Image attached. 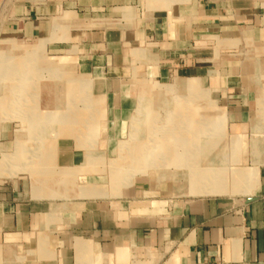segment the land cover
<instances>
[{
	"label": "crops",
	"instance_id": "0c3cea01",
	"mask_svg": "<svg viewBox=\"0 0 264 264\" xmlns=\"http://www.w3.org/2000/svg\"><path fill=\"white\" fill-rule=\"evenodd\" d=\"M0 1V50L19 44L22 66L37 72L23 84L46 73L69 82L56 86L59 111L40 107V90L25 86L0 99V264H264V0ZM26 51L38 58L25 61ZM171 78L187 80L163 92L153 85ZM147 85L158 97L176 88L196 95L197 113L213 102L230 141L217 142L225 148L217 162L258 165L248 196L110 174L128 151L119 139L147 112ZM149 112V131L162 128ZM16 114L34 123L37 141L56 115L60 128L44 142L20 141Z\"/></svg>",
	"mask_w": 264,
	"mask_h": 264
},
{
	"label": "rangeland",
	"instance_id": "374dc122",
	"mask_svg": "<svg viewBox=\"0 0 264 264\" xmlns=\"http://www.w3.org/2000/svg\"><path fill=\"white\" fill-rule=\"evenodd\" d=\"M3 1V0H2ZM3 3V2H2ZM1 1H0V6L2 5ZM4 4V3H3ZM7 43V42H6ZM1 48L0 50V99L1 97L4 96L5 90L7 89V87L11 86L14 87L15 90H17L19 93H21V89H23V86L26 87V91H28L30 94H35L38 92V90H40L42 96L41 98L39 97V99H34L35 102H38V105H40V107H43V104L46 103V111L51 110H55L60 104H58V102L60 103V98H55L56 94H55V90H57L56 86L60 85L62 87V89L66 86H69V82H66L64 79V77H62V82L58 84L57 78L54 79L53 74H49L46 73L45 75V79L46 81L44 82H37V81H31L30 83L27 84H23V77H25L27 74L31 75V76H37V72L35 71L34 67H29L26 70V67L22 66V56H21V50L19 51V47L22 48L21 46H18L15 44H13L12 42H8L9 44H6ZM1 44V43H0ZM5 47V48H4ZM17 47V48H16ZM25 61H31L34 58H38V52L36 53L35 51H26L25 52ZM18 63H17V62ZM2 62V63H1ZM6 62H10V65H15L14 67L11 66L9 68V66H7ZM28 63V62H27ZM11 69V70H10ZM20 70L22 71L24 74L21 76L20 73L18 76H16V74H13L12 71H14V73H16V70ZM9 70V71H8ZM27 72H24V71ZM6 71H8L6 73ZM19 71V72H20ZM26 73V74H25ZM40 74V72H39ZM40 76V75H39ZM16 77L18 79H16ZM187 79H180V78H171L169 81L167 82H161V83H155L153 85L160 87V89H169V88H174L176 86V82H181V81H186ZM56 82V83H55ZM153 85H147L143 88V94H145V98H144V106L147 107V112L148 111H152V118L154 116V118H156L155 120V124L158 127H162L158 130H156L154 127H151V131H149V127H148V122H147V118H148V113L146 112L144 114V116L141 117V123L138 124H133L132 121L129 124V128L125 134V137L123 139H119L120 142H125V143H129V145L126 147L127 149L123 150L122 153H120V151L118 152V158L121 159V154L122 157L126 158L123 162L119 160H116L115 162H110L109 163V172L110 174L116 178H120L122 180V178H127L130 179L129 182H132L135 178H139L141 176H146V177H154L156 178L160 184L161 183H165V181H169L171 182L175 188L178 189H187V187H189L190 185H193L196 181H195V166L196 164L193 163L190 159L191 156L189 155V159L183 157L181 159H177V154L174 155L176 153V151H179L181 153L186 152L185 150H187V148L189 147H185L183 146L185 142H176V144L181 145L182 148L176 146H170L169 144L166 145L167 147H163L161 146L163 143L166 142H170V134H171V128H173V126H177L180 124V122L177 119V112H178V108L179 107V103L182 101L184 102V100L181 97H185L188 95L186 92H181L179 89L176 88V90H168V92L163 93L162 97H158L155 94V91H153ZM59 86V87H60ZM17 88V89H16ZM201 90H205L207 88H202L200 87ZM13 89V88H11ZM45 90V94L42 93V90ZM161 91H165L162 90ZM3 91V93H2ZM18 93V94H19ZM21 95V94H20ZM19 95V96H20ZM45 95L46 99L43 98ZM59 95V94H58ZM208 95V92H207ZM18 99L16 100V102H20V97H17ZM180 102H178L179 100ZM5 100V99H4ZM15 100V98H14ZM40 102H39V101ZM58 100V102H57ZM62 106H65V103H69L67 99H62ZM208 103H212L213 102H209ZM213 107H216L214 104L212 105ZM41 110L43 111L44 109L41 108ZM57 110V109H56ZM60 108L57 110L59 111ZM145 111V110H144ZM62 111H60L61 113ZM149 112V113H150ZM58 113L57 115H61V117H66L68 116L67 113H62L60 114ZM38 115V114H37ZM56 115V116H57ZM65 115V116H64ZM135 115V114H134ZM133 115V117H134ZM52 118L50 121H48L47 123L44 124V131L40 130L39 133H42V135L44 137H46V139L48 137H53L56 133H58V129L60 128L59 121H56L55 118ZM12 117V116H11ZM16 117V118H14ZM42 117H46L44 114H39V124H40V120L42 119ZM206 117V125L204 124L203 126L201 125V129L206 130V129H211V131L214 132V136L212 138H210L207 142V145L204 146L203 144V151L205 150V154H203L202 157V162L201 165L204 167H211V165H213L216 169L217 167H225L227 168V170H230V163L229 162H217V152L220 153L223 152V150L225 148H221L218 147L217 148V142H230L229 141V131L224 129V124H223V129L221 124H218L217 121H212L210 114L206 113V115L204 116ZM21 118L19 117V115H14L12 118V126L14 127L13 129L15 131L22 129V127L24 126V129H26L25 131H23V135H20L22 133L18 132L17 134H19V136L17 135V138H20V141H25V142H44V137L42 138V140L37 141V131L30 129V127H32L34 125L33 122H30V124L28 123H22ZM45 119V118H44ZM43 119V120H44ZM49 118H47L48 120ZM196 120L197 117H195ZM185 121V119H183ZM9 121V120H8ZM63 121V119H62ZM186 122V121H185ZM205 123V121H204ZM214 126H213V125ZM218 124V125H217ZM29 126V129H28ZM194 126L197 128L199 127L198 124H194ZM212 126V127H211ZM217 126H218V130H221L220 132L217 130ZM21 127V128H20ZM132 127H135L136 130L135 132H132ZM180 127V126H179ZM220 127V128H219ZM153 130V131H152ZM185 139L187 141L192 140V133H190V135L188 134V131L185 130ZM150 132V135H149ZM106 133V132H105ZM131 134L133 135L132 138L130 137ZM49 135V136H48ZM22 137V138H21ZM155 137V138H152ZM207 138V137H206ZM153 139V140H152ZM240 140V139H239ZM153 141V142H152ZM238 141V140H237ZM240 142V141H238ZM193 142H186L187 145H191ZM215 143V144H214ZM159 144V145H158ZM240 144V143H239ZM161 146V148L159 150L161 151H155L157 150V146ZM214 145V146H213ZM191 149V148H190ZM130 150V152H129ZM242 150H240V148L238 149V154L240 155V152ZM127 152V157L124 156L125 153ZM151 152V153H150ZM162 152V153H161ZM244 152V151H243ZM150 153V154H149ZM143 158V162L141 163L140 161H138V159ZM168 158V159H167ZM193 158V157H192ZM209 159H216L215 162H210ZM152 160V161H151ZM173 160V161H172ZM178 160V161H177ZM206 160V161H205ZM151 161V162H150ZM145 162H147L145 164ZM209 163V164H208ZM229 163V164H228ZM217 164V165H216ZM121 165L120 168H115L116 166ZM235 165V164H234ZM254 165V164H253ZM31 166H35V164H29V168ZM178 166V167H177ZM189 168V171L186 170V168ZM200 167V165H199ZM232 167V166H231ZM135 168V170H134ZM232 170H236V169H240L241 168H253V166L251 167V165L247 162H239L236 164V167H232ZM231 172V171H230ZM111 176V179H113ZM114 180V179H113ZM116 180V179H115ZM123 184H125L124 180ZM230 180H228L227 182H229ZM113 182V181H112ZM249 186V184H248ZM247 187H245V189L247 190ZM189 190V189H187ZM185 195H189L188 193ZM192 195V194H190ZM217 195V194H216ZM226 195H242V196H248V194L246 193H234V194H226ZM213 196V195H212ZM220 196H224V195H220Z\"/></svg>",
	"mask_w": 264,
	"mask_h": 264
},
{
	"label": "bare ground",
	"instance_id": "6f19581e",
	"mask_svg": "<svg viewBox=\"0 0 264 264\" xmlns=\"http://www.w3.org/2000/svg\"><path fill=\"white\" fill-rule=\"evenodd\" d=\"M7 66H9V68H10L12 65H10V62H8ZM8 71H6V73ZM21 72L22 71L19 72L20 75H21ZM188 84H189V87H188L189 90L188 91H190L191 93L193 91H195V94H196L198 92V87L194 86L195 84L193 85L192 83H187V86H188ZM195 96L196 95L191 94V97H192L191 99H189L190 97H188V96L186 98H182L184 100V102H182V101L180 102V100L178 98V100H179L178 102H180L179 103L180 108H178L179 110L177 112V119L180 122V124L177 126H173V128H171L170 142L163 143L161 146L167 147L166 145H168V144L170 146L171 145L176 146L177 145L176 142H185V143H183L184 144L183 146H185L186 148L189 147V148H187V150H185L186 152L181 153V152L176 151V153L174 155L177 154L178 160L183 158V157L189 159V155H190L191 156L190 160L196 164V166H195L196 171L194 174L196 182L193 185L189 186L190 192H193L192 190L195 189L196 194H199L201 196L216 195V194L217 195H226L229 192H231L232 194H234V193L238 194L240 192L245 193V191H246V193H248L249 191H247L245 189V187L248 186L250 180H255L257 169H258L257 163L253 162V164H254L253 168H241V170L236 169V170H229L228 171L226 166L224 168L220 166V167H217V169H216L213 165H211V167H208V166L203 167V169L199 168L200 163L198 160L202 154L203 144H205L206 142H209L208 140L214 136V132L211 131V129H206V130L201 129V125L203 126L204 124L206 125V123H207L206 117H204V116L206 115V113L210 114V116H212L211 117L212 121H209V122H212L214 124L213 121H217V123L221 124V126H222V128L219 127L220 129H223L222 122L224 123V120H223L222 114H220L219 110L216 107L212 106L213 105L212 103L211 104L210 103L205 104V113L203 111H201V113H197L198 106H200V105L198 103L196 104V100L193 99V97H195ZM193 111H194V113H193ZM195 117H197V119L199 118L198 119L199 121L196 120ZM203 118H205V120H203ZM183 119H185L186 122ZM204 121H205V123H204ZM194 124L195 125L198 124L199 127L196 128L194 126ZM224 126H225V124H224ZM256 128H254L255 132L253 134L254 136H253V141H252L253 142L252 145H253L254 149L257 148V147L255 148L254 146L256 145V142L258 143L257 138L260 137V133L258 132V130H260V128L258 130H256ZM185 130L188 131L189 135H190V133H192V137H193L192 140L187 141L185 139V135H186ZM217 130H218V126H217ZM218 131L220 132L221 130H218ZM223 131H224V129H223ZM186 142H193V143L189 146L186 144ZM239 145L240 144L238 143V146ZM161 146H159V147H161ZM177 146L182 148L181 145H179V144ZM236 152H238V150ZM192 157H195V158H192ZM189 168H191V167L188 166V168H186V170L189 171ZM228 180H230V181L227 182ZM230 188H231V191H230ZM174 260L172 261V264L176 263V259H174Z\"/></svg>",
	"mask_w": 264,
	"mask_h": 264
}]
</instances>
